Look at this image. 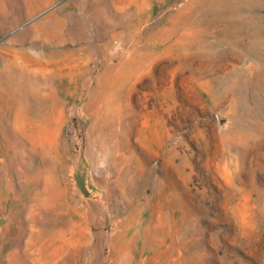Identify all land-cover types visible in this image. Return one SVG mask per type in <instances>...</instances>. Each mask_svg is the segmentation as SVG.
<instances>
[{"label":"rangeland","instance_id":"374dc122","mask_svg":"<svg viewBox=\"0 0 264 264\" xmlns=\"http://www.w3.org/2000/svg\"><path fill=\"white\" fill-rule=\"evenodd\" d=\"M0 264H264V0H0Z\"/></svg>","mask_w":264,"mask_h":264}]
</instances>
